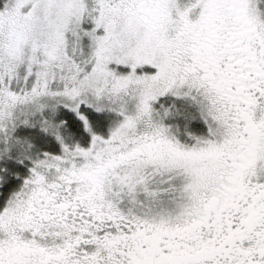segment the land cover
Here are the masks:
<instances>
[{"label": "snow or ice", "instance_id": "snow-or-ice-1", "mask_svg": "<svg viewBox=\"0 0 264 264\" xmlns=\"http://www.w3.org/2000/svg\"><path fill=\"white\" fill-rule=\"evenodd\" d=\"M0 264H264V0H0Z\"/></svg>", "mask_w": 264, "mask_h": 264}]
</instances>
